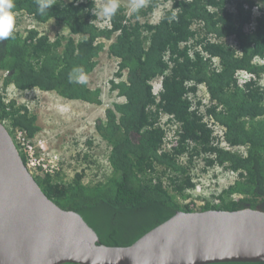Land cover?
Here are the masks:
<instances>
[{
	"label": "trees",
	"instance_id": "1",
	"mask_svg": "<svg viewBox=\"0 0 264 264\" xmlns=\"http://www.w3.org/2000/svg\"><path fill=\"white\" fill-rule=\"evenodd\" d=\"M157 1L129 17L119 6L100 27L93 0H56L44 15L37 0H15V15L37 25L55 22L78 39L51 41L30 29L0 41L3 89L54 93L93 106L101 105V91L69 83V73L76 67L92 73L105 50L117 60L109 92L123 102L94 125L109 148L111 173L91 185L83 183L82 173L67 184L47 175L34 178L52 203L79 214L108 247L130 246L177 212H192L177 199H188L185 192L195 185L191 170L200 160L235 179L215 198L218 204L205 203L197 212L264 211L262 0H171L156 23H139ZM0 124L11 138L17 129L29 138L40 131L24 105L6 103L1 93ZM216 127L231 149L244 152L223 150Z\"/></svg>",
	"mask_w": 264,
	"mask_h": 264
},
{
	"label": "water",
	"instance_id": "2",
	"mask_svg": "<svg viewBox=\"0 0 264 264\" xmlns=\"http://www.w3.org/2000/svg\"><path fill=\"white\" fill-rule=\"evenodd\" d=\"M264 264V211L177 212L132 245L108 247L58 208L0 124V264Z\"/></svg>",
	"mask_w": 264,
	"mask_h": 264
},
{
	"label": "rangeland",
	"instance_id": "3",
	"mask_svg": "<svg viewBox=\"0 0 264 264\" xmlns=\"http://www.w3.org/2000/svg\"><path fill=\"white\" fill-rule=\"evenodd\" d=\"M149 1L145 0L144 7L149 5ZM93 2L97 13L106 0H93ZM118 3L120 7L125 9L128 17L133 14L134 0H118ZM231 5L229 4L228 8L233 10ZM259 6L261 10H264V0L260 1ZM171 7V0H158L153 11L143 15L138 19V22L154 24ZM257 15L259 12L255 11L254 16ZM15 17L16 27L13 34L23 36L27 30L34 29L41 36H46L51 41L60 37L78 39V37L70 35L66 28L55 22L37 25L26 17L17 15ZM96 22L98 26L105 27L108 19L96 14ZM228 43L230 44L229 40ZM117 64V60L109 57L105 50L99 55L94 71L87 75L88 87L101 91L100 106L67 101L54 93H44L38 90L22 92L10 86L5 88V90H9L8 92L4 91L7 94L6 100H13L19 105H24L30 114L35 116L36 124L40 128L37 133L38 136L44 138L50 150L59 154L62 159L63 169L60 174L53 176L55 182L71 183L75 174L82 173L84 176L83 183L91 185L99 180H104L105 176L111 173L107 162L109 148L95 133L94 125L97 119L103 117L106 109L123 102L122 98L109 92V81L116 73ZM2 76L3 74L0 72V79ZM260 83L264 86V74ZM6 126L8 127L7 123ZM232 151L238 154L244 152L243 149L238 148H233ZM38 174L33 173L32 175L36 178ZM191 177L195 185L193 189L185 192L189 196L188 199L182 201L178 198L177 203L181 206L188 204L192 212L199 211V208L205 203L218 204L219 201L215 198L235 179L231 172L220 167H209L203 160L195 163V167L191 170ZM229 200L227 199V201Z\"/></svg>",
	"mask_w": 264,
	"mask_h": 264
},
{
	"label": "built area",
	"instance_id": "4",
	"mask_svg": "<svg viewBox=\"0 0 264 264\" xmlns=\"http://www.w3.org/2000/svg\"><path fill=\"white\" fill-rule=\"evenodd\" d=\"M2 74L3 76L0 79V93L4 97V101L7 103L9 101L6 100L5 97H7V94H5L4 91L8 92L9 90H5L2 87L3 79L5 78L7 73L2 72ZM214 135L217 136L221 148L225 150L233 149V148L231 149L229 145L224 141L223 129H221L220 127H216ZM11 139L15 147L16 148L18 147V150L24 156V165L30 174L39 173L41 175H47L53 177V176H57L62 172L63 165H62V159L60 158L59 154H56L54 151L50 150V148L47 145V141L44 138L38 136V134H36L32 138H29L27 137V134L24 131L17 129L14 130ZM173 140H172V136H170L167 139L166 142L167 144L163 146H167Z\"/></svg>",
	"mask_w": 264,
	"mask_h": 264
},
{
	"label": "clouds",
	"instance_id": "5",
	"mask_svg": "<svg viewBox=\"0 0 264 264\" xmlns=\"http://www.w3.org/2000/svg\"><path fill=\"white\" fill-rule=\"evenodd\" d=\"M55 3H56V0H37L38 13L41 15H44L50 8L53 7ZM144 5H145V0H134L133 11L139 12V10L144 7ZM15 6H16L15 0H0V41L13 38V33L16 27V17L13 11ZM118 9H119L118 0H106V2L101 6L98 12L94 14H97L101 16L102 18L109 19L116 15ZM260 81H261V78H260ZM87 82H88V77H87L85 70L82 67H76L72 70V72L69 73V83H77L81 85H86ZM262 87L264 88V86ZM214 137H216V139L218 140L217 136L214 135ZM171 143L165 147L168 148L171 145ZM226 151H230V150H226ZM31 176L33 177L32 174Z\"/></svg>",
	"mask_w": 264,
	"mask_h": 264
}]
</instances>
